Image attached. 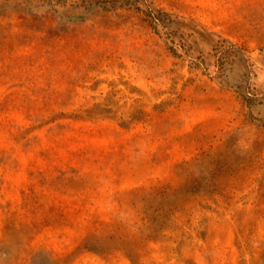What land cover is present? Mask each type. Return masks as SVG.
Here are the masks:
<instances>
[{"label":"rangeland","instance_id":"rangeland-1","mask_svg":"<svg viewBox=\"0 0 264 264\" xmlns=\"http://www.w3.org/2000/svg\"><path fill=\"white\" fill-rule=\"evenodd\" d=\"M0 264H264V0H0Z\"/></svg>","mask_w":264,"mask_h":264}]
</instances>
